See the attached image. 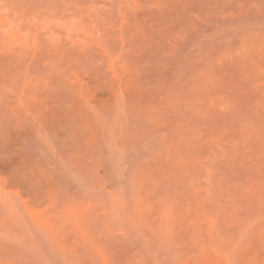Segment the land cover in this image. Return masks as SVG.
I'll return each instance as SVG.
<instances>
[{"label":"rangeland","instance_id":"374dc122","mask_svg":"<svg viewBox=\"0 0 264 264\" xmlns=\"http://www.w3.org/2000/svg\"><path fill=\"white\" fill-rule=\"evenodd\" d=\"M0 264H264V0H0Z\"/></svg>","mask_w":264,"mask_h":264}]
</instances>
